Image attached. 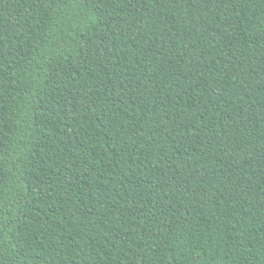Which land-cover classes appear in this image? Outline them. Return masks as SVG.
Returning a JSON list of instances; mask_svg holds the SVG:
<instances>
[{
	"label": "trees",
	"instance_id": "1",
	"mask_svg": "<svg viewBox=\"0 0 264 264\" xmlns=\"http://www.w3.org/2000/svg\"><path fill=\"white\" fill-rule=\"evenodd\" d=\"M0 264H264V0H0Z\"/></svg>",
	"mask_w": 264,
	"mask_h": 264
}]
</instances>
